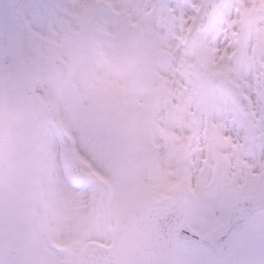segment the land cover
Masks as SVG:
<instances>
[{"label":"snow or ice","instance_id":"1","mask_svg":"<svg viewBox=\"0 0 264 264\" xmlns=\"http://www.w3.org/2000/svg\"><path fill=\"white\" fill-rule=\"evenodd\" d=\"M193 14L198 36L186 37ZM190 43L205 66L192 80L200 151L161 173L151 196L128 208L120 243L130 254L121 264H264V0H0V89L19 95L36 87L34 73L47 68L56 47L116 68L137 61L167 73L183 68ZM52 85L39 81L77 113L81 146L103 161L135 78L96 77L87 104ZM47 123L41 148L54 156L61 145L69 181L84 177L70 141ZM32 242L0 197V264H34L25 251Z\"/></svg>","mask_w":264,"mask_h":264},{"label":"rangeland","instance_id":"2","mask_svg":"<svg viewBox=\"0 0 264 264\" xmlns=\"http://www.w3.org/2000/svg\"><path fill=\"white\" fill-rule=\"evenodd\" d=\"M197 14L187 17L186 37L198 36L191 35ZM185 55L182 69L174 66L167 73H156L137 61H125L116 68L106 58L79 50L65 54L56 47L47 68L34 73L36 87L19 95L0 89L6 138L0 197L6 198L11 217L17 205H23L37 264H78L85 243H109L116 219L151 196L161 173L174 172L182 161L198 156V141L204 133L192 98V80L205 66L199 60L200 49L192 43ZM105 74L114 82L134 77L136 88L127 114L111 133L110 153L101 161L81 146L77 113L48 88L40 87L39 81L51 79L58 93L71 90L87 104V91L96 77ZM46 123L53 131L59 128L70 141L84 177L73 174L69 181L61 145L54 156L46 149V171L35 160L40 157L39 132Z\"/></svg>","mask_w":264,"mask_h":264},{"label":"water","instance_id":"3","mask_svg":"<svg viewBox=\"0 0 264 264\" xmlns=\"http://www.w3.org/2000/svg\"><path fill=\"white\" fill-rule=\"evenodd\" d=\"M200 15L204 14L201 13ZM204 19H207V15H204ZM199 27L200 22L198 20L197 25L193 31L195 35L198 34ZM4 149L5 137L2 123L0 120V175L3 164ZM127 215L128 212L122 215L117 221L113 244L108 247H104L98 243H92L90 245H87V248L83 254L80 264H121V262L129 256L130 248L120 243L123 236L125 235V222ZM13 223L16 230L20 233H30L25 211L22 206L17 207L15 215L13 217ZM25 251L33 259L31 244L25 245Z\"/></svg>","mask_w":264,"mask_h":264},{"label":"bare ground","instance_id":"4","mask_svg":"<svg viewBox=\"0 0 264 264\" xmlns=\"http://www.w3.org/2000/svg\"><path fill=\"white\" fill-rule=\"evenodd\" d=\"M6 104V103H5ZM7 104H8V101H7ZM6 104V105H7ZM9 121H10V118H9ZM197 139V138H196ZM195 139V141H193L192 142V145H193V147L196 145V142H197V140ZM39 155H40V157H38V158H35V160L37 161V159H38V163H39V165L40 166H42V169L44 170V171H46V166H47V160H46V149L45 148H41V147H39ZM64 174V173H63ZM65 176V175H64ZM44 178V177H43Z\"/></svg>","mask_w":264,"mask_h":264}]
</instances>
